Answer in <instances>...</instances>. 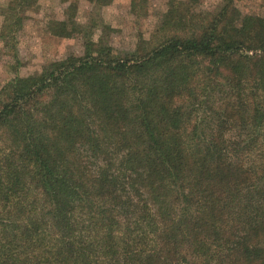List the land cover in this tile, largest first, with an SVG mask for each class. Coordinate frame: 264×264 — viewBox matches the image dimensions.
Masks as SVG:
<instances>
[{
	"label": "trees",
	"instance_id": "16d2710c",
	"mask_svg": "<svg viewBox=\"0 0 264 264\" xmlns=\"http://www.w3.org/2000/svg\"><path fill=\"white\" fill-rule=\"evenodd\" d=\"M242 1L169 0L130 50L54 24L83 55L0 86V264H264V12Z\"/></svg>",
	"mask_w": 264,
	"mask_h": 264
},
{
	"label": "rangeland",
	"instance_id": "374dc122",
	"mask_svg": "<svg viewBox=\"0 0 264 264\" xmlns=\"http://www.w3.org/2000/svg\"><path fill=\"white\" fill-rule=\"evenodd\" d=\"M10 1L0 0V86L16 76L41 73L54 60L83 55V38L56 35V22L72 18L91 25L95 40L104 33L116 49L130 50L140 36L151 38L169 0H137L136 9L132 8L133 0H37L31 6L3 11ZM223 2L197 0L195 7L213 12ZM142 5L144 10L138 9ZM240 6L248 12H264V0H244Z\"/></svg>",
	"mask_w": 264,
	"mask_h": 264
}]
</instances>
